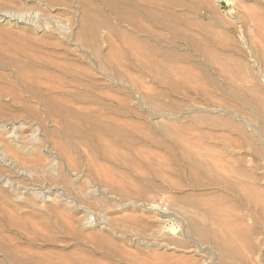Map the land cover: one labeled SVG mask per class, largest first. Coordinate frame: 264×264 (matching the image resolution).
<instances>
[{"label": "rangeland", "instance_id": "374dc122", "mask_svg": "<svg viewBox=\"0 0 264 264\" xmlns=\"http://www.w3.org/2000/svg\"><path fill=\"white\" fill-rule=\"evenodd\" d=\"M11 1L6 6L0 0V45L4 39L10 41L5 45L27 42L46 60L61 64L69 73L66 82L46 81L53 95L71 100L74 107H88L91 116L106 107L107 116L128 124L124 134L135 151L123 155L124 167L116 168L131 183L126 180L124 187L117 183L122 190L118 185L119 189H109L88 172L90 153L66 142L50 116L40 126L26 118L17 120L12 132L9 126L0 127V136L10 135L8 144L18 152L4 155L0 148V264H264V213L252 204L244 206L223 184L209 183L198 173L194 177L188 167L194 151L183 147L191 143L185 146L193 145L197 154L208 149L222 168L246 170L264 188V0H200L208 3L202 2L204 6L199 0H161L173 5L170 13L158 8L162 15L157 21L163 25L157 26L141 15L131 23L116 17L115 13L126 10L123 1L110 8L95 0L92 6L105 14L97 18L106 21L104 28L97 27V46L92 35L80 36L81 13L73 0H59L54 9L38 0ZM175 15L179 21L173 19ZM171 23L184 30L172 29ZM149 29L158 32L162 41L150 40ZM123 36L131 40L124 44ZM21 37H27L26 41ZM173 38L175 47L169 44ZM145 41L152 49L146 50ZM110 46L122 52L127 69L100 64ZM159 49L171 54L166 67H187L195 73H199L196 66L206 68V74L214 78L207 76L203 84L210 95L216 93L219 102L207 92L210 100L205 94L192 93L166 67L158 73L161 83L153 81L156 68L144 64L154 61L158 66L163 59ZM47 72L59 75L61 70ZM169 83L172 87L182 83L180 92L177 87L169 89ZM201 98L212 103H203ZM0 102L5 104L0 109L5 116L23 110L20 99ZM164 103L167 106H159ZM38 112L42 114L40 108ZM207 114L216 115L217 122H201ZM193 115L201 120L194 123ZM132 123L140 130L135 132ZM170 130L177 133L170 134ZM197 132L205 134L201 141ZM157 140L160 144H155ZM59 145L70 162L60 156ZM229 181L237 183L235 178ZM218 216L225 218V224ZM9 220L15 225H8ZM232 228L237 234L229 231Z\"/></svg>", "mask_w": 264, "mask_h": 264}, {"label": "bare ground", "instance_id": "6f19581e", "mask_svg": "<svg viewBox=\"0 0 264 264\" xmlns=\"http://www.w3.org/2000/svg\"><path fill=\"white\" fill-rule=\"evenodd\" d=\"M21 1L27 2L29 0H21ZM38 1L42 5H44L47 8H50V9H51V7H53L52 9H54L55 5L57 3L61 2V0H60V2H59V0H38ZM93 1H95V0H73L72 5H74V2H75V4L79 8V12L81 13V16L79 17L80 18V24H79L80 36H84L86 34H88L90 36L92 35L94 37V40H95L94 44L97 46V40L99 38V34H98L99 30H100V28H104L106 26L103 23V22L106 23V21H103L105 18H101V19L97 18V17L103 16L105 14L102 12L101 9H97V8L92 6ZM100 1L102 2V4L105 7H110V8L114 4H116L117 1H123L124 2L123 4L126 6V10L123 13H115L116 17L121 18V19H126V20H128V22L131 23L132 21L135 20L136 15H141L142 17H144V19L146 21H148L153 26H157V25L161 24V23L158 24V21H157V17L158 16L160 17V15H162L161 13H159V11H157L158 8H165L166 12L170 13L171 6L173 5L172 4L173 2L171 1V3H169L170 2L169 0H168L169 2H165V1H161V0H100ZM180 1L182 2V0H180ZM184 1H188V0H184ZM192 1H194V0H192ZM206 1H204V2L202 1V2L205 3ZM11 2H12L11 0H4V5L9 4L8 6H10ZM174 2H175V0H174ZM178 2L179 1H177V3ZM199 2H200V0H199ZM202 2H200V3L203 4ZM182 4L183 3H181V5ZM184 4H183L184 7H186L188 5V4L187 5L186 4L184 5ZM206 4H208V3H205V5ZM59 5H61V4H59ZM196 5H197V3H196ZM12 6H14V4ZM61 6H60V9L62 8ZM202 6H204V4ZM37 7L38 6H36V10H38ZM153 9H155L156 11H154ZM21 10H23V9H21ZM39 11H40V9H39ZM41 12H43V11H41ZM17 15H19V14H17ZM175 17H176V15L174 16L173 19H176ZM21 19H23V18H21ZM158 20H160V19H158ZM176 20H178V19H176ZM176 20H174V21H176ZM160 22H162V21L160 20ZM163 23H165V22L163 21ZM172 23H174V22H172ZM177 23L178 22H176V24ZM167 24H168V22H167ZM161 25H163V24H161ZM97 27H100V28H97ZM169 27H171V26L169 25ZM173 27H174V25H173ZM173 27H171V28L177 30V27L176 28L175 27L173 28ZM162 28H164V27L162 26ZM256 29L258 30V27H256ZM180 30L178 29L177 31L180 32ZM182 30H184V29H182ZM149 32H152V33H150V35L147 32L150 40L155 41L157 43L162 41L163 38L161 37V35L156 34L158 32H156L152 29H149ZM153 32L155 34H153ZM172 32H174V34L179 33V32H175V30L174 31L172 30ZM255 32L257 33V31H254V33ZM181 33H183L182 36L184 35V33L186 34V32H181ZM30 37L31 36H29L28 38H30ZM172 37H175V36H172ZM23 38L21 37L22 40H23ZM26 38L27 37L24 38L25 41H26ZM30 39L32 40V38H30ZM188 39L189 38H187V40ZM1 40H3V39H1ZM4 40L6 41V39H4ZM122 40H123L124 44H127L131 39L127 36H123ZM182 40L183 39H181L179 41H182ZM5 41H3L2 44L0 45V100L1 99H11V100L20 99V104L23 106L22 107L23 110L21 112V109H20L17 113L14 112L15 114L12 113L11 115H8V116H5L3 113L0 112V127L9 126L11 129V132H12V130L15 129L14 123H16L17 120L19 121V120L26 119V118L33 120V121H36V124L40 126V124H47V123H43V121L45 119H47L49 121V116H50L51 120H52L51 123H53L54 125L59 127L64 132V140L66 142H68L69 144H71L74 147L83 149V150L88 151L90 153L88 156L89 159L87 161L88 162L87 163V166H88L87 170L89 168L88 172L90 171L92 173V175L100 182L99 184L104 183L105 185H107L109 187V189H114V188H117V187H115L116 185H118L120 187V185L125 183V181L127 180L126 177L122 174V172H119L118 170H116V168L122 169L124 167V162L122 159L123 155H132L133 152L135 151L134 146L132 145L131 141L126 137V134H124V132L126 131V126L128 124L127 123H121L118 120H116L115 118H113L112 116H107V108L106 107L102 109L101 113H97L96 115L91 116L88 114V111L90 110L88 107H74L73 102L71 100L59 99V97L56 94L53 95V91L51 89H49L46 85L47 79H51V80L57 82L58 84H62V83L66 82L65 76H67V74H69V73L66 70H64V68L62 69L60 67L61 64L59 66V63H56L54 61H48L43 56H41L39 53L34 52V50H32V48L30 49L27 46V42L25 43L22 41L23 44L25 46H27L26 49L27 48L30 49V52H28L29 49L28 50L23 49L24 48L23 44H21V43L18 45L14 44V42H12V39H11V42L13 44H6L5 45V44H3ZM8 41H6V43H8ZM28 41L30 42V40H28ZM32 41L34 42V40H32ZM189 41H188V43H189ZM263 41H264V39H263ZM18 42H20V41H18ZM145 42H146V44H144V46H146V50L152 49V45L149 43V41H145ZM37 43H39V42H37ZM35 44H36V42H35ZM169 44H172V45L174 44V38L171 42H169ZM184 44H186V43H184ZM19 45H22L23 48L20 47ZM31 45H32V43H31ZM179 45L180 44H178V47L180 49ZM167 46H168V44H167ZM188 46H190V44ZM181 48H182V46H181ZM185 48H186V45H185ZM158 52L163 57L162 61L158 64V66L160 68L157 66V64L154 61L146 62L144 65L145 66H154L156 68V72L151 76V78L153 81L161 83L162 79H161V77L158 76V73L163 72L161 68L166 67V61L170 58L169 55H171V54L167 53V51L164 52L160 49L158 50ZM107 53L108 54H107L105 60L104 61L102 60L100 62V64L103 62L102 66L105 65V68H106V66H110L112 68L121 67L123 69L125 67H127L125 64L122 63L123 54L121 51H118L114 47L110 46ZM95 55L97 56L98 54H95ZM183 56H184V54H183ZM185 56H184V58H185ZM181 57H182V54L180 56V59L182 60ZM262 57H264V56H262ZM178 58L179 57H177V59ZM171 59H173V58H171ZM263 60H264V58L262 59V61ZM187 61L188 60H186V62ZM201 63H204V62H201ZM188 66H190V64ZM69 67H71V66H69ZM195 68H199L198 71L195 69L199 73L192 72L194 69L191 71V70H189L190 68L187 69V67H183V68H176V66H172V67L167 66L166 67L167 70L173 72L174 80L181 81L183 83V84L182 83L181 84L184 87L186 86L185 88H188V90H190L192 93H197V94L201 95V97L202 96L204 97L205 95L207 96V93L209 92V90H208L207 86H206L207 88L204 86L206 83L203 84V82H205L204 79H208L209 77L211 78V76L209 74L208 75L206 74L207 73L206 68H203L202 66L201 67L196 66ZM47 69H54V70H59V71L61 70V72L59 75L49 74L47 72ZM125 69H127V68H125ZM263 74H264V71H263ZM207 76H209V77H207ZM212 78H214V77L212 76ZM211 79L207 80V81L208 82L212 81ZM186 80H187V83H186ZM213 82L214 81H212V83ZM170 83H169V86L173 84V83L172 84H170ZM181 84H179L178 86L176 84V86H173V87L170 86L169 89L173 90L174 88L177 87V89L179 91V86ZM216 84H217V82H216ZM174 85H175V83H174ZM246 85H247V83H246ZM215 86L216 85H214V87ZM182 87L180 88V90H182ZM212 87L213 86L211 84V90H213V92H214L215 88H212ZM185 88H183V89H185ZM218 89H221V88L219 87ZM188 90H186V91L188 92ZM206 90H208V91H206ZM155 91H153V93ZM176 91L175 92L173 91V92L176 93ZM186 91H185V93H186ZM217 91L218 90H216L215 92H217ZM160 92H161V90H160ZM165 92H161V93L167 94V91H165ZM183 92L184 91H181V94ZM205 92H207V93L205 94ZM158 93L159 92H157V94ZM161 93H160V96H164ZM192 93H191V95H192ZM210 93H208V95H210ZM218 93H221V92H218ZM155 94L156 93H154V95ZM187 94L188 93H186V95ZM215 94H213V95L211 94L210 96H213L212 98L214 99ZM158 96H159V94H158ZM197 97H198V95H197ZM207 97L210 100L211 97H209V96H207ZM217 97L215 98L216 104H217V101L219 102V100H220L219 97H218L219 100H217ZM208 98H204V99L201 98V101H203V103H204V101H206L207 103L211 104L212 102L207 101ZM22 99H29V100H22ZM189 100H191V99H189ZM195 100H194V102H195ZM252 100H255V99H252ZM92 102L98 104L96 100H93ZM203 103H201L202 106H203ZM214 103H215V101H214ZM220 103H221V105L223 104L222 102H220ZM225 103L228 104L227 102H225ZM225 103L223 105H226ZM175 104H177V103H175ZM196 104L199 105L200 103H196ZM3 105H5V104H1V102H0V109L4 108ZM204 105H206V104H204ZM156 106L158 107V105H156ZM159 106H167V105H165V103H164V105L160 104ZM175 106L177 107V105H175ZM227 106L228 105H226V107ZM229 106L232 107L230 104H229ZM229 106H228V109H230ZM38 108H40L42 110V114L38 112ZM160 108L161 107H159V109ZM198 108H197V110H198ZM156 109H157V113H159L158 112L159 109L158 108H156ZM156 109H155V112H156ZM167 109H165V110L169 111L170 108H167ZM179 109H180V107H179ZM161 110H162V108H161ZM163 112H166V111H163ZM163 112L161 111L162 114H163ZM171 112H173L172 109H171ZM174 112H176V111H174ZM174 112H173V115L175 114ZM207 112H209V111H207ZM197 113H199V112H197ZM162 114H160L159 116H161ZM199 114H202V113H199ZM199 114H198V116L200 117ZM163 115H166V114H163ZM195 116L193 115V117H195ZM199 117H198V119L201 120ZM201 117H202L201 122L203 121V123L205 122L206 124L215 123L218 120V118H216V115L215 116H211V115L209 116L207 114L206 116L203 115ZM194 119H193V121H195L194 123H196L197 117H195ZM171 122L173 123V121H171ZM197 122H199V121H197ZM133 124H135V123H132L133 130L135 132L139 131L140 129L138 130V126L133 125ZM189 125H191V123H189ZM163 126L166 128L165 125H162V128H164ZM168 128H170V127H168ZM190 128H194L193 125ZM160 130H162V129L160 128L159 132H161ZM174 130L180 131L181 129L180 128L179 129L174 128ZM195 130H197V129H195ZM199 130H200V128H199ZM164 131L165 132H162V133L166 134L167 131L165 129H164ZM176 131L170 130V134L171 133L174 134V132L176 134L177 133ZM143 133H145V132H143ZM143 133H141L142 136H143ZM197 133L199 135V132H197ZM141 134L139 136H141ZM149 134L150 133H148V135ZM164 134H162V135H164ZM168 134H169V132H168ZM166 135H164L163 137H166ZM204 136H205V134L201 133L198 136V139L201 141V139L204 138ZM148 137H150V136H147V138ZM171 137H173V136L171 135ZM171 137L169 136V138H171ZM8 138H11V136L10 135H7L6 137H4L3 135L0 136V148H3V149H1V152L5 153L4 155L8 154L9 156H10V154L12 155V152H14L13 155L17 154L18 152H16V150L11 146V144H8V142L10 140ZM143 138L145 139V137H143ZM151 138H152V140H151ZM151 138L150 139L148 138L147 140H149V141L151 140L152 143H154L153 141L155 138H153V135ZM160 139H162V138H160ZM30 140H31V138H30ZM166 140H167V138H166ZM157 141H155V142H157ZM174 141L177 142L176 139ZM181 141L183 143V140H181ZM184 141H185V139H184ZM159 142L160 141H158L155 144H160ZM171 143H172V140H171ZM173 144L175 145L176 143H173ZM185 144H191V143H185ZM185 144L183 145L184 148L188 147L189 149H193L191 151H194V152H191V153H193V155L191 154L192 155V156H190L191 161L188 163V167L192 171L190 173H192V174L198 173L203 177L204 176L207 177L209 179V183H214V182L218 183L219 182V183L223 184L225 190L228 192H232L236 196H238V198H237L238 201L240 200V202L242 204H244V206H245V204H247V205L252 204L253 206L259 208L264 213V188L258 187L254 176L250 172L248 173L246 170H241V169H224L218 164L217 157L210 154L208 149H205L202 153L197 154L194 150L195 147L193 145L185 146ZM177 146L179 147V146H181V144H179ZM56 149L60 152V156L66 157L69 160V157L67 156L66 150L64 149L63 146H60V145L56 146ZM189 149H188V151H189ZM186 150H187V148H186ZM186 150L184 151L185 153H186ZM122 151H125V153H123ZM189 153L190 152H188V154ZM188 154H185V158H187L186 155H188ZM183 156H184V154H183ZM183 156H182V159H183ZM20 157L18 156V159L21 160ZM185 158H184V160H186ZM61 159H62V157H61ZM69 162H70V160H69ZM22 164H23V162H22ZM28 165H30V164H28ZM45 167H46V165H45ZM69 167H74V165L70 163ZM69 167H68V169H70ZM73 169H71V171ZM192 174H191V176H192ZM92 175H91V177H92ZM195 176H196V174L194 175V177ZM230 178H235L237 180V183L235 185H234V183L231 185L230 184L231 182L229 181ZM128 181L129 180H127V182ZM117 183H120V185ZM105 185H103V186H105ZM112 187H114V188H112ZM123 187H120L121 188L120 190H122ZM117 189H119V188H117ZM1 212L3 213V215L6 214L5 210H2ZM216 214H220V213H215L214 215L217 216ZM218 219L222 223V225L225 224L223 221V219L225 220V218L218 216ZM228 221H229V219H228ZM7 224L10 226H14L15 222L12 220L11 221L9 220ZM232 224H231V226H232ZM235 224H237V222H235ZM228 225H230V224H228ZM229 231L232 232L233 234H235L237 232V229L232 228ZM101 237L103 239V236H101ZM106 238L103 240L106 241ZM108 240H109V238L107 239V241ZM233 249H234L235 253H237L236 252L237 250H235V248H233Z\"/></svg>", "mask_w": 264, "mask_h": 264}]
</instances>
